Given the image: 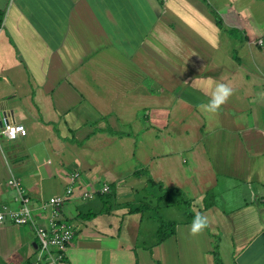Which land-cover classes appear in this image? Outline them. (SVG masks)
Masks as SVG:
<instances>
[{"label":"crops","instance_id":"crops-1","mask_svg":"<svg viewBox=\"0 0 264 264\" xmlns=\"http://www.w3.org/2000/svg\"><path fill=\"white\" fill-rule=\"evenodd\" d=\"M0 210L63 194L69 264H264V0H0ZM233 93L206 116L212 86ZM203 86L204 90H201ZM144 168L207 217L158 242ZM145 192V193H144ZM214 204L202 210L204 196ZM162 193V194H161ZM147 215V219L145 218ZM45 224L46 220L40 221ZM146 231L141 238L142 228ZM143 240V241H140ZM30 226L0 224V264H30Z\"/></svg>","mask_w":264,"mask_h":264},{"label":"built area","instance_id":"built-area-1","mask_svg":"<svg viewBox=\"0 0 264 264\" xmlns=\"http://www.w3.org/2000/svg\"><path fill=\"white\" fill-rule=\"evenodd\" d=\"M263 45V39L258 40ZM5 135L9 139H17L27 135L24 124L11 122L4 118V126L0 136ZM81 172H75L65 192L54 195L40 201L34 200L23 187L20 180L12 176L8 184L17 192L19 207L11 208L5 205L0 210V224L7 221L16 225L32 227L36 238V249L30 264H69L67 249L73 241L77 229L70 223L63 213L65 203L74 197L79 187L82 200L95 198L99 193H109L110 185L105 184L100 190H83L84 185L80 181ZM46 220L43 224L40 221Z\"/></svg>","mask_w":264,"mask_h":264},{"label":"trees","instance_id":"trees-1","mask_svg":"<svg viewBox=\"0 0 264 264\" xmlns=\"http://www.w3.org/2000/svg\"><path fill=\"white\" fill-rule=\"evenodd\" d=\"M4 17H5V12L0 10V28L3 25ZM135 174L137 176H142L146 174L148 176V184L150 185V187L152 188L156 187L157 189H160L163 192V194L159 198L161 199L162 197L165 199L167 198L169 204L181 205L182 207L184 206V209H185L184 214L188 216L187 221H190V222L193 221L196 212L193 210L192 200L186 197L185 194L180 189L165 188L162 182H155V180L151 177L149 171L144 168L137 170ZM213 204H214V194L212 192H209L204 196L202 210L210 208L211 206H213ZM146 207H148V205L146 203H142L138 205L137 207H131L129 209V212L130 213L138 212V211L144 210ZM200 214L202 215L201 212ZM175 226H176V222L166 221V220L161 219L160 226L157 231L158 242L165 241L166 239L174 235ZM215 256H216V264H223L221 257L219 255V252H218V248H216Z\"/></svg>","mask_w":264,"mask_h":264},{"label":"clouds","instance_id":"clouds-1","mask_svg":"<svg viewBox=\"0 0 264 264\" xmlns=\"http://www.w3.org/2000/svg\"><path fill=\"white\" fill-rule=\"evenodd\" d=\"M201 90H204L203 86ZM232 93L233 88L228 84L221 82L215 83L212 86L211 91L205 93L206 95H209L210 98L206 104L200 105V111L206 116H211L217 113L220 107L227 102ZM207 224V217L197 212L192 221L191 233L193 235L198 234L207 226Z\"/></svg>","mask_w":264,"mask_h":264},{"label":"rangeland","instance_id":"rangeland-1","mask_svg":"<svg viewBox=\"0 0 264 264\" xmlns=\"http://www.w3.org/2000/svg\"><path fill=\"white\" fill-rule=\"evenodd\" d=\"M152 188V187H151ZM158 192V189H157ZM145 193V192H144ZM145 194H148L146 196H140L139 197V203L137 204L140 205L142 203H146V202H151V205L153 206H157V208L155 209L156 215H154L155 217H153L154 219H156L155 225L157 223V227L159 226V220L158 218H163V219H175V220H188V216H186L184 214V206L182 207L181 205H174V204H169L168 203V199L166 198H159V194L157 195L154 192L151 191H146ZM162 194V193H161ZM148 208V207H147ZM142 211H145V213H147L148 210H146V208ZM146 219L148 218L147 215L145 217ZM161 220V219H160ZM146 231L144 230V227L142 228V236L141 238L143 239V236L145 235ZM143 241V240H140Z\"/></svg>","mask_w":264,"mask_h":264}]
</instances>
